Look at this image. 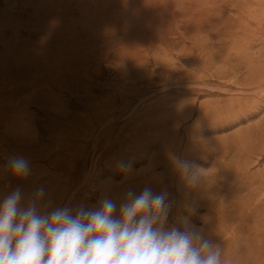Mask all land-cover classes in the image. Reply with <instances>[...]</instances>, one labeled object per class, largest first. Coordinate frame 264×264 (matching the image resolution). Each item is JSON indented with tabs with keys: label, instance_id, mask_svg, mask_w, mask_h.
Wrapping results in <instances>:
<instances>
[{
	"label": "rangeland",
	"instance_id": "374dc122",
	"mask_svg": "<svg viewBox=\"0 0 264 264\" xmlns=\"http://www.w3.org/2000/svg\"><path fill=\"white\" fill-rule=\"evenodd\" d=\"M16 186L74 208L166 188L170 226L264 264V0H0V196Z\"/></svg>",
	"mask_w": 264,
	"mask_h": 264
},
{
	"label": "clouds",
	"instance_id": "9594fccd",
	"mask_svg": "<svg viewBox=\"0 0 264 264\" xmlns=\"http://www.w3.org/2000/svg\"><path fill=\"white\" fill-rule=\"evenodd\" d=\"M172 163L187 184H199L194 165L179 158ZM7 171L11 187L13 179L30 177L31 165L14 156ZM172 208L166 188H129L119 201L102 196L96 206L74 208L54 206L43 186L27 199L16 186L0 196V264H226L220 244L188 217L169 225Z\"/></svg>",
	"mask_w": 264,
	"mask_h": 264
}]
</instances>
